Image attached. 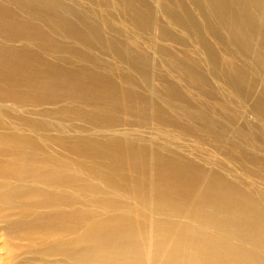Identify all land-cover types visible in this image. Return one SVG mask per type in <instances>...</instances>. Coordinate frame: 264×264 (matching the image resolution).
I'll return each instance as SVG.
<instances>
[{
  "label": "rangeland",
  "instance_id": "374dc122",
  "mask_svg": "<svg viewBox=\"0 0 264 264\" xmlns=\"http://www.w3.org/2000/svg\"><path fill=\"white\" fill-rule=\"evenodd\" d=\"M169 2L0 0V264H264V0Z\"/></svg>",
  "mask_w": 264,
  "mask_h": 264
},
{
  "label": "bare ground",
  "instance_id": "6f19581e",
  "mask_svg": "<svg viewBox=\"0 0 264 264\" xmlns=\"http://www.w3.org/2000/svg\"><path fill=\"white\" fill-rule=\"evenodd\" d=\"M164 1V0H163ZM168 2V3H170L169 2V0H165V2ZM209 1H211L212 3L214 2H216V0H209ZM245 1V0H244ZM161 2H162V0H161ZM235 2H236V0H235ZM205 3H206V1H205ZM164 5V4H163ZM162 5V9H163V13H164V15L168 18V19H170L171 20V24H175V25H178V26H180L186 33H188V35H190V36H193V38H198V32H197V28L192 24L193 22H192V20L190 19V17L189 16H187V15H183L182 17L180 16V15H176V14H174L173 13V11L170 9V8H167V6H163ZM264 5V4H263ZM124 6V8L125 9H127L128 10V8H127V5H123ZM172 6H174V7H177L176 9H182V4H180V1H177V2H174V4L172 3ZM212 7H213V5H212ZM246 8V7H245ZM124 9V10H125ZM130 10V9H129ZM213 10L215 11V8L213 7ZM243 11V10H242ZM216 12V11H215ZM242 13V12H241ZM125 14H127L128 15V17H129V13H127V11L125 12ZM258 14H260V13H258ZM216 15H217V17H218V19L220 20L219 21V23H221V24H223V25H225L226 23H227V20H226V18L224 17V15L223 14H221V13H217L216 12ZM261 15V14H260ZM136 17V16H135ZM228 17V16H227ZM137 18V17H136ZM135 18V19H136ZM143 18V17H142ZM253 20V19H252ZM138 21V20H137ZM144 21V18L143 19H141V22L139 23V24H141V26H142V22ZM233 23V22H232ZM175 25H173V26H175ZM255 27V26H254ZM157 28V31H164L163 29H161V28H159V27H156ZM256 28V27H255ZM257 29V28H256ZM165 32V31H164ZM239 30L237 29V33H236V36L239 34ZM242 35V34H241ZM198 40H199V38H198ZM246 44V43H245ZM258 44V43H257ZM248 45V44H247ZM28 62V61H27ZM29 63V62H28ZM41 65V66H40ZM134 70V69H133ZM22 71V70H21ZM186 71V70H185ZM0 73H1V70H0ZM13 73V72H12ZM34 74L36 75H44L45 74V68L44 67H42V64H41V62L39 61V65H38V67H37V70L34 72ZM29 79V78H28ZM32 82H33V80H32ZM94 89H96V88H94ZM101 89V88H100ZM85 91H89L88 93L91 95V93H92V91L93 90H91L90 89V86H87L86 87V89H85ZM50 92H52V91H50ZM97 92H98V90H97ZM94 93V92H93ZM79 144V143H78ZM45 157V156H44ZM136 161V160H135ZM62 163V162H61ZM64 163V162H63ZM27 170V169H26ZM28 171V170H27ZM23 175V174H22ZM28 175V174H27ZM52 176V175H51ZM123 177H124V175H123ZM97 179V178H96ZM95 179V180H96ZM120 180V179H119ZM60 183V182H59ZM191 183V182H190ZM60 189V188H59ZM61 191V190H60ZM29 195V194H28ZM32 195V194H31ZM10 200V199H9ZM46 200V199H45ZM3 205H5V204H3ZM216 205V204H215ZM51 206V205H50ZM220 209H222V208H220ZM23 210V209H22ZM71 212V211H70ZM238 212V211H237ZM65 215V214H64ZM76 215V214H75ZM227 216V215H226ZM259 218V217H258ZM26 220V219H25ZM260 220V219H259ZM34 222V221H33ZM122 222V221H121ZM240 222V221H239ZM261 223H264V219H263V221H260ZM243 223V222H242ZM254 224V223H253ZM108 225V224H107ZM240 227V226H239ZM241 227H243V226H241ZM238 231V230H237ZM160 232V231H159ZM239 232V231H238ZM183 234V233H182ZM227 235V234H226ZM234 235H235V233H234ZM116 236V235H115ZM159 236H161V235H159ZM252 236V235H251ZM83 237V236H82ZM102 237V236H101ZM160 238V237H159ZM256 238V237H255ZM236 239V238H235ZM98 240V239H97ZM111 240V239H110ZM162 240V239H161ZM102 241H104L103 239H102ZM87 242H89L88 240H87ZM74 245V244H73ZM80 250H81V248H80ZM77 253V252H76ZM258 253V252H257ZM60 254V253H59ZM91 258V257H90ZM89 259V258H88ZM95 259V258H94ZM253 261V260H252ZM81 264V263H80Z\"/></svg>",
  "mask_w": 264,
  "mask_h": 264
}]
</instances>
